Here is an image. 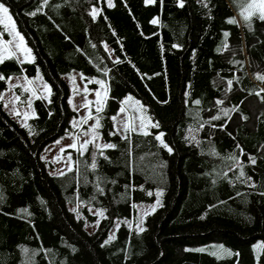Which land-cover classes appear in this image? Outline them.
Here are the masks:
<instances>
[{"label":"trees","instance_id":"obj_1","mask_svg":"<svg viewBox=\"0 0 264 264\" xmlns=\"http://www.w3.org/2000/svg\"><path fill=\"white\" fill-rule=\"evenodd\" d=\"M0 2L33 54L0 64V97L11 76L50 87L27 126L0 99V264H264V20L244 19L246 0ZM73 71L107 84L99 133L115 148L89 144L54 175L42 154L75 130ZM128 95L148 135L116 130ZM158 200L139 231L137 203ZM213 242L232 255L197 249Z\"/></svg>","mask_w":264,"mask_h":264},{"label":"rangeland","instance_id":"obj_2","mask_svg":"<svg viewBox=\"0 0 264 264\" xmlns=\"http://www.w3.org/2000/svg\"><path fill=\"white\" fill-rule=\"evenodd\" d=\"M5 30L8 32L7 29ZM4 38L5 37L3 36L2 39H0V43L4 42ZM10 40H12L11 35L8 41ZM24 43L27 46L25 41ZM15 44L16 41H13L12 45H10L11 50L16 52V54L20 58L24 59V53L18 51L15 48ZM27 48L29 47L27 46ZM29 58L33 59L32 52ZM65 78L69 82L71 89L70 104L77 111L78 114L72 120V126L75 130L67 132L56 141L50 143L43 151L42 157L47 160L48 163L51 165L49 169L50 172L54 175L62 174L66 170L72 168L75 161L74 156L77 155L79 152H84L83 150H79L80 145L85 140L91 139L90 129L95 124V119H90L87 121V123H84V120L88 116L89 111H91L93 117L101 119L99 113L105 107V102L109 94L108 86L104 81H102L104 85L103 87H101V84L99 83L98 86H93L91 85L92 83L101 80L94 78L85 79L83 74L79 71H73L72 73L67 74ZM28 81H32V83L29 84ZM19 85L23 91L28 92L27 96H25L24 93H20L16 89V87ZM45 86H47V88ZM49 89L50 87L44 80L41 73L37 74L32 78H29V80L27 77L11 78L8 80V88L2 94L0 99L3 102L5 109L9 111L13 118H15L20 124L27 125L29 119L35 115L33 107L34 99L37 96L48 98L50 96ZM33 92H35V94H33ZM97 92L101 93L100 105L96 104ZM17 97H19V99H17ZM129 97H131V99H129ZM88 101H91L92 103L88 107H85V104H87ZM125 101L127 102L125 103ZM97 107H101L102 110L100 112H97ZM121 108H124L125 111L120 112L119 110L118 114L115 116V128L118 132L125 134L127 132L124 131L125 125L128 123H130V126L134 127L136 131L144 132L150 130L152 119L139 99L132 95H128L123 99ZM17 113H19V115ZM141 117H143V123L145 125V127L143 128L141 127ZM85 132H88L89 134L85 135ZM97 132L99 133V129H97ZM73 143H76V149L66 147ZM95 144L103 145L108 143L102 138L101 134L99 133V139L95 141ZM61 149L65 150L62 152ZM69 155H71L70 161L68 159ZM158 206L159 204H157V201L153 203H137L136 227L142 228L145 216L153 211V207L156 209ZM94 212L99 213L97 210H94ZM118 225L119 222H117V224L113 228V232H115ZM95 227L96 225H92L91 229H94ZM221 246H223V249L230 251L229 248L222 242H213L201 245L198 246L197 249H203L204 251L216 253V255L218 256H225L227 252L222 251ZM254 247L256 249V256L258 258L262 250L263 243L261 241H258L257 243H255ZM257 264H259V262H257Z\"/></svg>","mask_w":264,"mask_h":264},{"label":"snow or ice","instance_id":"obj_3","mask_svg":"<svg viewBox=\"0 0 264 264\" xmlns=\"http://www.w3.org/2000/svg\"><path fill=\"white\" fill-rule=\"evenodd\" d=\"M146 2L148 3H152L154 2V0H146ZM183 2L184 0H180V6L183 7ZM44 3L47 4L48 0H44ZM109 6L111 7V0H109ZM39 11V9L37 10ZM37 13L34 11L31 13V15L35 16ZM95 10L93 11V15L95 16ZM241 15L244 17V19L246 21H249L251 19V17L253 15H256L260 20H264V0H246V3L244 5L241 6ZM157 20H153L152 23H157ZM228 23H237V21L235 19H229ZM0 25H3L5 29L8 30L9 34L12 36V40L10 41H4L3 43H0V64L4 63L5 59H12V58H16L19 60V57L16 55V52L12 51L10 48V45H12L13 41H16L15 44V48L24 53V60L21 61V63L23 62H33L31 59H29L30 54H31V49L27 48V46L24 43V37L20 34L19 31L16 30V26H15V22L13 21L12 16L9 13V9L7 6H5L3 3H0ZM225 37H227L228 33L224 34ZM3 37V33L0 32V39H2ZM117 63L119 62V60L116 61ZM259 79L264 80V76H258ZM5 79V77L0 74V80ZM29 84L32 83V81H28ZM96 83L101 84V87H103V82L102 81H96ZM229 85H231L232 81H228ZM47 88V86H45ZM86 90V89H85ZM50 91V89H49ZM33 94H35V92H33ZM97 96V101L96 104L100 105L101 104V100H100V96L101 93L97 92L96 93ZM17 99H19V97H17ZM129 99H131V97H129ZM127 101H125L126 103ZM92 102L88 101L87 104H85V107H88ZM139 103V102H137ZM196 104H199L200 101L196 100L195 101ZM218 103H222V101H218ZM102 110L101 107H97L96 111L100 112ZM125 109L121 108L120 112H124ZM19 115V113H17ZM225 115H227V111H225L224 113ZM90 119H95V124L91 127L90 132H91V139L85 140L81 145H80V149L79 150H83L86 151L88 148L89 144H95V141L97 139H99V133L97 132V129H99L101 127L100 124V119L99 118H95L93 117L91 111H89L88 116L86 117V119L84 120V123H87L88 120ZM113 120H115V117H112ZM213 119H219V117H213ZM131 120V118H130ZM27 126V125H25ZM153 127H159V124H153ZM141 127H145L144 123H143V117H141ZM136 131V129L134 127L130 126V123L125 125V129L124 131ZM88 132H85V135H88ZM111 135H115V133H110ZM144 135H148L149 133L147 131L143 132ZM162 136L163 134L161 133L160 135L156 136V139L159 140L161 142V144L168 149L169 153H171L172 149L170 147H168V145L164 144L163 140H162ZM124 139H128L127 136L124 137ZM97 147V149L101 150V155L103 154L102 149H109V148H115L114 144H103V145H95ZM67 148H73L76 149L77 145L76 143H73L71 145L66 146ZM65 149H61V151L63 152ZM69 161L71 160V155H69L68 157ZM105 159H107V157H105ZM252 164H255V158L250 157L249 158ZM92 168L95 169L96 168V163H95V158H93V163H92ZM240 176H244V172L241 170L240 172ZM249 180H251V177L248 178ZM102 191V190H101ZM163 193H158V195H162ZM149 195H151V193H149ZM262 195H264V193H262ZM157 204H159V200L157 201ZM155 210V208L153 207V211ZM99 215L103 216V211H101L99 213ZM139 227V225H138ZM144 228H139V231H144ZM115 237H111L110 239H114ZM221 250L227 252L228 255H232V253L228 250L223 249V246H221ZM199 251H204L203 249H199ZM216 254V253H213ZM236 255H239L238 253Z\"/></svg>","mask_w":264,"mask_h":264},{"label":"crops","instance_id":"obj_4","mask_svg":"<svg viewBox=\"0 0 264 264\" xmlns=\"http://www.w3.org/2000/svg\"><path fill=\"white\" fill-rule=\"evenodd\" d=\"M9 34V33H8ZM9 37H10V35H9ZM10 39V38H9ZM4 41H8L7 39H5L4 38ZM17 55V54H16ZM18 56V55H17ZM19 57V56H18ZM29 59H31V60H33L32 58H29ZM24 59H22V58H20L19 57V61H23ZM1 74V73H0ZM16 77H27L26 75H20V76H11L9 79H11V78H16ZM28 78V77H27ZM8 79V80H9ZM28 80H29V78H28ZM20 86V85H19Z\"/></svg>","mask_w":264,"mask_h":264}]
</instances>
